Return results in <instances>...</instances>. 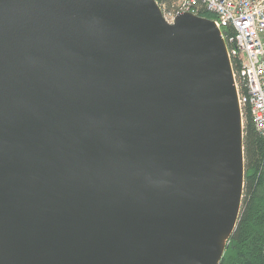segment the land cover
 Listing matches in <instances>:
<instances>
[{
	"label": "water",
	"instance_id": "water-1",
	"mask_svg": "<svg viewBox=\"0 0 264 264\" xmlns=\"http://www.w3.org/2000/svg\"><path fill=\"white\" fill-rule=\"evenodd\" d=\"M244 128L213 19L0 0V264H221Z\"/></svg>",
	"mask_w": 264,
	"mask_h": 264
},
{
	"label": "built area",
	"instance_id": "built-area-1",
	"mask_svg": "<svg viewBox=\"0 0 264 264\" xmlns=\"http://www.w3.org/2000/svg\"><path fill=\"white\" fill-rule=\"evenodd\" d=\"M161 6L170 23L182 12L215 16L226 41L243 120L249 113L264 138V0H174L170 8Z\"/></svg>",
	"mask_w": 264,
	"mask_h": 264
},
{
	"label": "trees",
	"instance_id": "trees-1",
	"mask_svg": "<svg viewBox=\"0 0 264 264\" xmlns=\"http://www.w3.org/2000/svg\"><path fill=\"white\" fill-rule=\"evenodd\" d=\"M170 8L174 0H157ZM210 19L212 13L200 14ZM246 176L239 223L230 238L221 264H264V138L255 128L251 115L244 128Z\"/></svg>",
	"mask_w": 264,
	"mask_h": 264
},
{
	"label": "rangeland",
	"instance_id": "rangeland-1",
	"mask_svg": "<svg viewBox=\"0 0 264 264\" xmlns=\"http://www.w3.org/2000/svg\"><path fill=\"white\" fill-rule=\"evenodd\" d=\"M244 126H245V118H244ZM243 197H244V195H243ZM243 204V203H242Z\"/></svg>",
	"mask_w": 264,
	"mask_h": 264
}]
</instances>
